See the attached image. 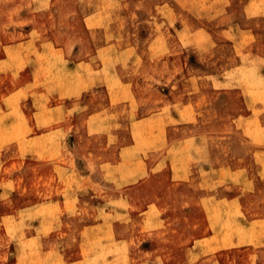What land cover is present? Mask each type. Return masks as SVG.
Wrapping results in <instances>:
<instances>
[{"label":"rangeland","instance_id":"rangeland-1","mask_svg":"<svg viewBox=\"0 0 264 264\" xmlns=\"http://www.w3.org/2000/svg\"><path fill=\"white\" fill-rule=\"evenodd\" d=\"M126 59L140 66L123 67L109 108L118 82L85 74ZM196 74L198 129L231 171L202 185L145 176L152 141L165 142L166 121L149 115ZM63 100L88 109L65 121L53 110ZM105 106L114 122H86ZM58 187L82 200L61 206ZM90 261L264 264V0H0V264Z\"/></svg>","mask_w":264,"mask_h":264},{"label":"crops","instance_id":"crops-1","mask_svg":"<svg viewBox=\"0 0 264 264\" xmlns=\"http://www.w3.org/2000/svg\"><path fill=\"white\" fill-rule=\"evenodd\" d=\"M115 61L112 67H104L103 65L104 61H101V63L96 68L90 65L92 67L90 68L92 69L93 74L92 75L85 74L86 77L87 76L93 77L94 75V78L96 80H99L106 84L108 80L118 82L119 88L117 87L114 88V93L112 92L111 96L109 94L111 92L110 89H109V93L106 92V95L109 94L108 96L109 99L110 97L112 98L111 99L112 102L109 104L110 106L109 108L118 107L117 98L123 95L120 93L121 91H119L122 89L121 84L123 83L125 84L129 82V79H127L128 76L124 74L123 67L128 66L130 61H132V63H134L135 65L140 62L138 59L136 60L126 59V63L124 65V62H119L118 60H115ZM119 63H122L121 69L119 67ZM138 66H140V64H138ZM107 69L109 71H107ZM108 74H111L110 77H107ZM205 76L212 78L214 75L207 74ZM193 77L188 78V81L190 82V84L194 81V83H192V86L190 85L193 88L191 89L185 88L184 90H181L178 93H175L173 97L171 96L172 95L171 93L168 94V96L163 98L164 103L154 108V109H158V111L156 112L153 111V113H156V116L149 115L150 116L149 118L154 119V118L163 117L164 121H166L165 126H164L165 142L158 143L156 141H152L153 149L152 151L147 152L145 156L146 159H144V164H142V169L143 167L146 168V175H145V171H141V170H139L140 172L133 171L132 174H130V175H133V176H130V178H132L131 179L132 183L140 181L145 176H148V177L153 176L152 173L154 171L168 169L169 175L172 178V180L177 181V182L193 180V181H197L201 185L204 182L215 184L219 179H222L225 174H229V171H231V170H228V168H226V165L225 167L223 166L219 167L218 165H216L213 159L212 150L210 148L211 146L210 138L207 137L204 131L198 129V126H197L198 119L197 118H198V115L201 113V110L199 109L200 102L198 101V97L196 94L198 93L197 84L199 83V80L200 81L202 80L203 76L196 74ZM217 79L218 78H215L214 81H216ZM132 95L134 96V98H137L138 100H140L141 98V97H138V95H135V94H132ZM78 96L79 94H76V96H68V97L75 98ZM77 102L78 103H76V105H80L79 101ZM60 104H61L60 110H57L59 108V103L57 105L56 104L53 105L55 106L54 107L55 109L53 110L56 116H59L60 119L61 117H63V120L65 121L70 119L69 115H71L73 110L82 112V111H87L85 109H88V106H85L83 108L78 106V107L73 108L72 110H71L72 107L70 106L68 107V109H65L64 100L63 102H60ZM72 106H75V104H73ZM125 107L128 108L129 106H125ZM141 107H142L141 104H138L137 106L138 111H140ZM106 110L108 109H106V106H105L104 108L100 109L98 112H95V113L91 111L88 112L86 115V119H85L86 122H88L89 124L96 123V121H99L105 124L114 122V119L106 118L105 116ZM189 115H194V118H189ZM137 122H140V121H137ZM56 128H59V125ZM187 129L189 130L186 131ZM176 131H179V132L177 133ZM156 146L166 148L164 155H158V153H156V149H155ZM149 153L150 155H148ZM107 162L113 164L115 169H117L122 163L118 158H115L114 160L104 159L100 162L99 168L103 169V167H106ZM68 169L69 171H71L70 167ZM103 171L106 172L105 170ZM77 175L78 173L77 171H75V177L76 179H79L80 176H77ZM80 175L81 176L84 175V179H88L89 177H92V175H89L86 173L84 174L81 173ZM113 177L115 179V183H117V181H120L122 179V172L115 170L113 172ZM58 189L59 191L56 193H59V195L63 194V196H67V197H64L63 200L61 199V197L57 199L61 206H64L67 198L72 199L76 197L78 202L82 200L80 195H82L83 192H80L79 188L58 187ZM210 189H212V187ZM198 193L196 192L195 195H197ZM203 195H204L203 193H199L197 197H194V202L196 201L197 203V200H198L199 204H202ZM205 195L211 198V203L208 206L210 207V209H212L214 205V202H213L214 197L212 198V196H214V193L209 191ZM68 196H73V197H68ZM151 210H152V206L149 205L148 208L146 209V212H150ZM150 218H151V221H153L154 219L156 221L160 220V218L158 217L149 216L147 221L150 222ZM164 220L166 221V219ZM201 239L202 238L194 240V243H196L197 241H200Z\"/></svg>","mask_w":264,"mask_h":264},{"label":"bare ground","instance_id":"bare-ground-1","mask_svg":"<svg viewBox=\"0 0 264 264\" xmlns=\"http://www.w3.org/2000/svg\"><path fill=\"white\" fill-rule=\"evenodd\" d=\"M92 262H93V261H92ZM87 264H88V263H87ZM90 264H92L91 261H90ZM93 264H94V262H93Z\"/></svg>","mask_w":264,"mask_h":264}]
</instances>
